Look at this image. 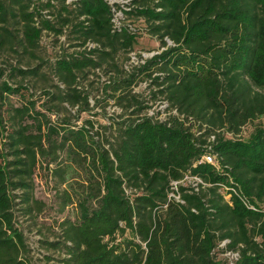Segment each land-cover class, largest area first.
<instances>
[{"label":"trees","instance_id":"obj_1","mask_svg":"<svg viewBox=\"0 0 264 264\" xmlns=\"http://www.w3.org/2000/svg\"><path fill=\"white\" fill-rule=\"evenodd\" d=\"M30 6L0 0V46L33 54L46 30L78 50L52 63L59 84L45 88L44 112L28 97L9 105L4 119L6 96L30 87L0 81V264H26L13 208L21 204L25 216L41 210L34 171L39 162L57 164L62 153L84 173L75 182L83 184L75 193L77 219L61 222V244L46 241L64 249L63 264H228L216 259L218 248L237 251L235 264H264V124L247 139L236 136L264 118V0H46L40 5L46 13ZM116 9L143 19L163 48L129 70L119 57L129 59L137 35L130 25H114ZM95 70L110 73L104 90L128 118L97 126L89 117L76 126L54 122L51 116L66 105L77 106L78 116L91 111L81 83ZM15 73L40 75L37 67L19 65ZM139 81H146L147 95L167 101L164 119L141 114L143 93L133 91ZM206 152L214 163L198 162ZM66 169H52L57 183H65ZM186 175L206 183L171 189V181ZM231 187L257 209H248ZM126 188L134 192L129 196ZM62 200L60 210L72 201L66 189ZM127 230L132 237L116 243Z\"/></svg>","mask_w":264,"mask_h":264},{"label":"rangeland","instance_id":"obj_2","mask_svg":"<svg viewBox=\"0 0 264 264\" xmlns=\"http://www.w3.org/2000/svg\"><path fill=\"white\" fill-rule=\"evenodd\" d=\"M3 1L6 5L10 3V0ZM32 1L33 6L27 0H23L24 3H29V5L32 6V8H30L31 6L29 7V10L38 6V8L41 9V13H46L44 7H40L41 3H44L46 0ZM68 1L70 0H67V2ZM118 2L121 3L124 1ZM58 7L59 4H57V8ZM57 8H54L55 10L53 13H56ZM116 12V14L114 13L115 21L119 22L120 25H130V27L135 29L137 35V43L133 50L127 54L129 59L126 60V55L122 54L119 57L125 70H129L131 66L141 62L140 59L144 60L149 58L163 49L157 36L147 31L143 19L125 14L118 9H116ZM64 40L65 36L63 35H56L54 32L43 30L38 46L34 49L33 54H27L17 48L15 50H10L8 47L9 45L5 43H3V46H0V71L3 72L0 81H7L14 85L21 83L30 87L28 91L21 89V94L13 93L6 96L5 104L2 106V116L4 119H6L5 110L9 105H20L28 97L35 101L36 110L44 112L42 104L45 100L43 93L47 92L45 88L50 84H59L57 78L53 74L51 67L52 63L60 55L64 53L71 54L75 50H78V48L71 47L73 42L64 43ZM166 41L168 45H173L171 41ZM81 49L82 48H79V50ZM19 59H21L22 63ZM18 65L21 68L37 67L40 71L39 77L22 78L17 73L12 77L10 71L12 67ZM109 77H111L110 73L106 74L102 70H95L91 72L87 78L82 80L81 86L88 92L89 106L92 108L91 111L81 112L78 116L77 106L72 108L66 105L68 110L59 108L58 115L51 116L52 120L59 123V121L66 119L71 126H76L81 124V119L89 117L95 121V125L97 126V123L104 124L109 118H116L122 115L123 110L114 103V99L109 96V91L104 90V85L108 83ZM146 86V81H139L133 87L134 92L143 93L141 99L143 100V105L147 106L141 114L143 115L146 113L149 116H156L160 119H164L166 114L170 111L167 107V101L160 95L156 98L147 95V92H144ZM126 118H128L127 113L122 115L119 119ZM31 121V119H27V122ZM260 124H264V118H257L247 123L236 136L247 139L255 127ZM192 127L193 130L196 131L198 129V123H195ZM100 133H103V130H100ZM71 158L62 153L57 158V164L53 163L46 166L44 162L43 164L39 162L37 165L33 175V196L43 203V207L40 211L34 210L32 216H25L22 214V205H14V221L15 224L22 229L27 245V252L24 255L26 264H63L61 259L65 256L63 253L64 249L61 246L56 248L50 247L47 242L59 241L61 244L63 240L61 222L65 218L74 221L78 217L75 193L77 194L80 191L81 186L79 185L83 184L75 182L84 179V173L76 166V163H74ZM63 164L67 167L65 183H57V177L53 176L52 169L57 167V165ZM63 189L69 191L70 195H72V201L60 210L63 201ZM133 192L134 191L126 188V193L129 196ZM130 237H132L131 232L127 230L123 236H118L116 243L121 244L123 238L127 240ZM123 243L125 244V242ZM214 254H216V259L229 263L227 256L220 254L219 248L215 249ZM231 261L233 262V260Z\"/></svg>","mask_w":264,"mask_h":264},{"label":"built area","instance_id":"obj_3","mask_svg":"<svg viewBox=\"0 0 264 264\" xmlns=\"http://www.w3.org/2000/svg\"><path fill=\"white\" fill-rule=\"evenodd\" d=\"M108 3L113 4V2H118V1H124L126 2V0H107ZM119 3V2H118ZM123 3V2H121ZM114 10V8H112ZM116 10H115V14H116ZM112 21L114 22V25H120L119 22L115 21V17L112 19ZM92 46V45H90ZM141 62H143V60H141ZM213 138V136L211 137ZM198 162L200 163H214L215 162V156L214 154H212L211 152H206L202 155V157L198 160ZM171 189L173 190H177V185L178 184H191V186L193 187L194 190H197V184L198 183H206L202 180L201 177L196 176V175H186L184 176L182 179L177 180V181H171ZM229 190H231L232 192H234L242 201V203L250 210H256L257 207L251 203L244 195H242L241 193L237 192L234 188H228ZM169 197H173L176 200H179V196L177 194H175V192L171 191L169 193ZM229 197V194L226 196V198ZM228 240H223L220 244L219 247H223L225 245V243ZM222 255L227 256V259H229V263L228 264H235V261L238 259L239 254L237 251H225L222 253ZM233 260V262L231 261Z\"/></svg>","mask_w":264,"mask_h":264}]
</instances>
